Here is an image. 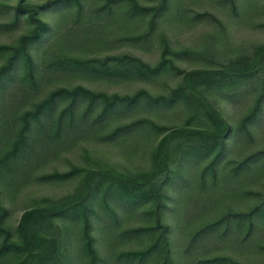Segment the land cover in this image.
<instances>
[{
	"label": "trees",
	"instance_id": "obj_1",
	"mask_svg": "<svg viewBox=\"0 0 264 264\" xmlns=\"http://www.w3.org/2000/svg\"><path fill=\"white\" fill-rule=\"evenodd\" d=\"M124 1L130 9L129 18L149 14L153 27L157 26L162 15L171 12L170 0H152L154 4L148 6L142 5L139 0H107L105 4L108 11L107 18L90 27L81 28L84 30L82 42L86 44H78L75 41L73 43L69 39L66 44H59L61 42L59 38L45 48L44 53L50 58L43 65H39L35 61L32 48L45 42L51 30L50 24L40 14L52 8L74 4H78L81 12L82 5L78 0H48L40 4L19 0L15 12L18 16L25 14L32 27L23 35L20 44L0 45V52L6 51L8 56L5 64L0 68V86L5 87L6 81L14 76L19 68H23L20 83L33 91L40 88L38 81L43 73H49L50 77L55 75L62 80L72 73L112 79L137 76L150 79L151 75L161 74L168 67V63L175 68L173 60L166 56H179L188 50L184 48L174 51L164 35L161 39L163 58L155 65L128 54L108 55L105 58H87L77 54L74 49L80 48L81 51H85L88 47L91 51H98L104 46L96 43L106 41L100 36L117 15L115 4ZM81 30L76 31L75 34L82 32ZM204 45L205 50L198 52L197 55H199L198 59L204 62L205 67L192 70L177 68V72L182 73L183 77L180 84L171 88L168 93L154 94L143 87L132 94L108 93L84 85L61 84L51 89L34 104L32 110H28L21 117L24 123L16 132V138H13V147L1 158L6 169L13 167V173L25 166L28 156L41 154L37 147H41L43 140L34 138L35 122L41 127H38L40 132L47 133L52 139L55 138V142H63L64 139H71L75 132L96 133L101 129V123L105 124L104 120L117 112L126 113L145 107L158 110L162 107L178 106L184 107L188 115L184 125L166 129L152 120L139 118L121 124L109 135L110 139H114L125 137L135 131L164 129L165 134L151 151L148 169L130 174L117 169L116 165L97 163L94 167L73 166L66 172L47 174L42 179L57 182L80 176V184L70 196L54 201L45 199L41 204L26 210L17 226L16 238L15 231L7 225L8 211L0 204V264H106L108 260L104 263L93 234V220L94 215H98L97 209L99 207L105 209L111 219L106 228L107 232L104 233L106 240L109 234L114 235L115 238L111 227H116L120 223L122 213H135L140 210V206L146 207L143 214L148 220L145 225L127 230L126 235H134L142 240L147 237L148 243L142 249L121 250L114 256V263L147 264L153 261V264H175L176 259L172 256L170 240L171 228L165 222V213L168 210V187L175 185L177 179L183 182L175 187L182 189L183 185L190 186L193 179L189 167L199 165L201 159L205 157H210V161L203 172L204 175L206 172L216 175L218 161L227 148V139L233 133L237 134V137L242 133L252 139L251 126L263 111L264 44L256 46L249 55L236 59L226 57L225 60L221 59L223 52L218 51L221 45L220 37L208 36ZM212 60L220 62L217 64ZM254 80L259 83L257 87L260 88V93L254 107L234 128L215 106L211 95L214 92H224L227 88L239 89L241 86L253 83ZM60 106L64 107L58 118L54 120V113ZM78 111L79 115H77ZM263 157L264 148L246 155L233 166L230 173L239 176L236 181H243L247 173L250 174L251 169L264 167L257 164ZM185 173H188L187 176ZM226 180L222 183L227 187L221 186V183L211 185L209 189L211 193L208 196L204 195V202H212L211 205H215L217 198L221 199L235 192L236 188L229 187L233 183V178L229 176ZM218 204L219 202L216 205ZM257 218H262L264 221V195L260 196L248 211L229 210L195 228L186 252L197 251L211 241H218L232 249L234 246L231 243L235 244L241 235L243 236L240 244L243 245L244 241H248L246 243L249 246L251 243L248 240L249 236L258 228L255 223ZM69 220L80 223L74 237L67 225L62 226L59 223ZM241 230L242 234H240ZM101 231L103 232V228ZM71 238L77 239L75 257H72L68 250ZM199 262L201 264L202 261L199 259ZM203 262L240 264L227 255H216L204 259Z\"/></svg>",
	"mask_w": 264,
	"mask_h": 264
},
{
	"label": "rangeland",
	"instance_id": "obj_2",
	"mask_svg": "<svg viewBox=\"0 0 264 264\" xmlns=\"http://www.w3.org/2000/svg\"><path fill=\"white\" fill-rule=\"evenodd\" d=\"M18 1L0 0L1 46L20 44L23 35L28 33L32 27L25 14L21 16L16 14L15 6ZM26 1L40 4L48 0ZM78 1L82 5L81 12L78 9V4H74L62 8H52L40 14L50 24L51 30L45 42L32 48L35 61L39 65H43L49 60L50 56L46 55L44 50L53 41L61 38L59 44H66L68 39L73 43L75 41L78 44H86V42H82L84 30L81 28L90 27L107 18L108 11L105 5L107 0ZM139 1L144 6L154 4L152 0ZM170 1L171 12L162 15L156 27L150 23L149 14L129 18L130 9L125 1L118 2L117 5L115 4L117 15L114 16L113 23L109 24L100 36L106 41L96 43L104 44V46L98 51H91L88 47L85 48V51H81L80 48L74 50L77 51V54L87 58H105L108 55L128 54L155 65L163 58L161 39L164 35L170 41L174 51L184 48L188 50L179 56H166L173 60L175 68H172L168 63V67L161 74L151 75L150 79L138 76L112 79L72 73L62 80L55 75L50 77L49 73H43L38 81L40 88L35 91L22 86L20 78L23 76V68H19L15 75L6 81L5 87L0 86V204L8 211L7 225L15 231V238L17 237V226L26 210L41 204L45 199L54 201L70 196L80 184V176L57 182L56 180L42 179L47 174L66 172L73 166L94 167L97 163L113 164L117 169L130 174L148 169L151 151L165 134L163 130L184 125L188 116L185 108L178 106L162 107L158 110L145 107L126 113L117 112L104 120L106 123H101V129L96 133L75 132L71 139H64L63 142H55V138L52 139L47 133L40 132L38 127H41L35 122L34 138L43 140V145L37 147L41 154L28 156L24 163L25 166L13 173V167L6 169L1 158L13 147V138H16V132L24 123L21 117L28 110H32L34 104L39 102L51 89L61 84H68L84 85L108 93L132 94L142 87L154 94L168 93L171 88L180 84L183 77L182 73L177 72V68L192 70L205 67L204 62L198 59L197 53L205 50L204 44L208 36L215 35L221 38L218 51L223 52L221 59L224 60L226 57L236 59L243 55H249L256 46L264 44V0ZM78 30L82 32L75 34ZM7 58V52L1 51L0 68L5 64ZM212 61L217 64L220 62ZM258 85L259 83L254 80L253 83L241 86L239 89L229 90L227 88L224 92H214L211 95L215 106L234 128L254 107L260 93ZM63 107L57 108L53 116L54 120L58 118ZM262 110L258 120L251 126L252 139L242 133H239L238 137L233 133L227 139V148L218 161L216 175L210 172H206L204 175L203 172L210 161V157H205L201 159L199 165L189 167L193 179L190 186L183 185L182 189L175 187L178 183L180 185L183 182L177 179L174 182L175 185L168 187V210L165 213V222L171 228L170 240L172 256L176 259L175 264H200L199 259L202 261L201 264H206L203 262L204 259L216 255L230 256L240 264H264V221L262 218L256 219L255 223L258 228L249 236L248 240L251 242L249 246L246 243L248 241H244L243 245L240 244V239L243 236L241 235L235 244L231 243L234 246L232 249L218 241H211L197 251L186 252L195 228L202 226L207 221L214 220L229 210L248 211L260 196L264 195V167L251 169L250 174L247 173L243 181H236L235 179L239 176L230 173L233 166L243 157L264 148V102ZM77 115H79V111ZM139 118L152 120L164 129H153L147 132L135 131L125 137L109 138L115 128ZM257 164L263 166L264 157ZM187 174L185 173V176ZM229 176L233 178V183L229 187L236 188V191L221 199L217 198L219 204L216 205V202V207L211 205L212 202H204V197L211 193L209 190L211 185L221 183V186L227 187L222 181H227ZM145 208L140 206V210L135 213H122L120 223L116 227H111L115 238L114 235L110 236L109 234L106 240H104V233L106 234V228L111 219L105 209L102 207L97 209L98 215H94L93 220V234L96 237V245L104 258V263L108 260L106 264H115L114 256L121 250L142 249L148 243L147 237L142 240L134 235H126L130 228L146 224L148 217L143 214ZM59 223L62 226L67 225L73 237L80 226L78 221L69 220ZM101 228H103V232ZM244 230L245 228H243ZM240 234H242V230ZM76 242L77 239L71 238L68 243V250L72 257L77 255ZM13 254L16 253L13 252ZM147 264H153V261Z\"/></svg>",
	"mask_w": 264,
	"mask_h": 264
}]
</instances>
